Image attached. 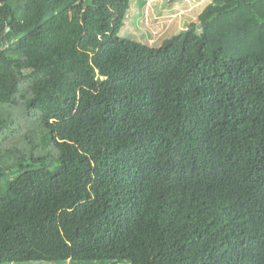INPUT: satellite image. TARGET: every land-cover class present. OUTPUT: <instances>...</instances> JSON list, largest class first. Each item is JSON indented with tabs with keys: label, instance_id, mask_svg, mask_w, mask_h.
<instances>
[{
	"label": "trees",
	"instance_id": "1",
	"mask_svg": "<svg viewBox=\"0 0 264 264\" xmlns=\"http://www.w3.org/2000/svg\"><path fill=\"white\" fill-rule=\"evenodd\" d=\"M143 5L0 0V264H264V0Z\"/></svg>",
	"mask_w": 264,
	"mask_h": 264
},
{
	"label": "rangeland",
	"instance_id": "2",
	"mask_svg": "<svg viewBox=\"0 0 264 264\" xmlns=\"http://www.w3.org/2000/svg\"><path fill=\"white\" fill-rule=\"evenodd\" d=\"M145 5L141 15L134 21L135 29L144 33L152 46H159L163 40L185 30L190 23H197L199 15L212 2V0H143ZM43 127L41 116L26 124L28 133L35 132ZM55 153L48 146L46 149H34L24 152L23 157H37ZM46 264V263H36ZM49 264H74L60 262ZM104 264H113L106 262ZM123 264V263H119ZM126 264V263H124Z\"/></svg>",
	"mask_w": 264,
	"mask_h": 264
}]
</instances>
